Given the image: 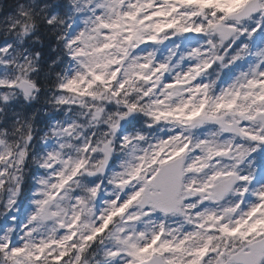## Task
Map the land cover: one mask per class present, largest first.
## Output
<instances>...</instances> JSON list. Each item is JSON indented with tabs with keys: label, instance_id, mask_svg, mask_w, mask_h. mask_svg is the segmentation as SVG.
Returning a JSON list of instances; mask_svg holds the SVG:
<instances>
[{
	"label": "snow or ice",
	"instance_id": "snow-or-ice-1",
	"mask_svg": "<svg viewBox=\"0 0 264 264\" xmlns=\"http://www.w3.org/2000/svg\"><path fill=\"white\" fill-rule=\"evenodd\" d=\"M0 264H264V0H0Z\"/></svg>",
	"mask_w": 264,
	"mask_h": 264
}]
</instances>
